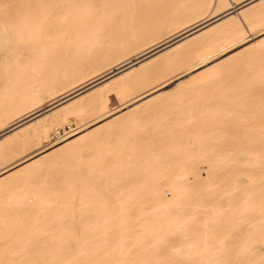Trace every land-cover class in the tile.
I'll return each mask as SVG.
<instances>
[{
	"label": "rangeland",
	"instance_id": "rangeland-1",
	"mask_svg": "<svg viewBox=\"0 0 264 264\" xmlns=\"http://www.w3.org/2000/svg\"><path fill=\"white\" fill-rule=\"evenodd\" d=\"M246 1L0 0V264H264Z\"/></svg>",
	"mask_w": 264,
	"mask_h": 264
},
{
	"label": "water",
	"instance_id": "water-1",
	"mask_svg": "<svg viewBox=\"0 0 264 264\" xmlns=\"http://www.w3.org/2000/svg\"><path fill=\"white\" fill-rule=\"evenodd\" d=\"M254 1H256V0H248V1H246V2H244V3H242V4H240V5H237L234 9L228 11L227 13H225V14H223V15H221V16H219V17H217V18H215V19H213V20H211V21H209V22H207V23H204V24L200 25L199 27L193 29L192 31L188 32L187 34L182 35V36L179 37L178 39H175V40H173L172 42H170V43H168V44H166V45H164V46H162V47H160V48H158V49H156V50H154V51L148 53L147 55H145V56L139 58L138 60H136L135 62H133V63L130 64V65L137 64L138 62H141L142 60H144V59H146V58H149L150 56H152V55H154V54H156V53H158V52H160V51L166 49L168 46L172 45V44L175 43L176 41H179L180 39H183V38L187 37L188 35H191V34L197 32V31H199V30L205 28L206 26H208L209 24L215 22L216 20H218V19H220V18H222V17H224V16H226V15H228V14L234 12L235 10H239V9L243 8L244 6H246V5H248L249 3H252V2H254ZM130 65H129V66H130ZM129 66H126V67H123V68L120 69V70H117L116 72H114V73H112L111 75L105 77L104 79H107L108 77H111L112 75H115V74H117V73L123 71L124 69H126V68L129 67ZM104 79H103V80H104ZM88 88H89V87H88ZM86 89H87V88H86ZM84 90H85V89H84ZM82 91H83V90H82ZM43 112H44V111H43ZM43 112H41V113H43ZM33 117H35V116H32L31 118H33ZM31 118H29V119H27V120H25V121H28V120H30ZM25 121H22L21 123L17 124L16 126L10 128L9 130H6V131L0 133V137H1L2 135H4L5 133H7L8 131H10L11 129L16 128V127L22 125Z\"/></svg>",
	"mask_w": 264,
	"mask_h": 264
},
{
	"label": "built area",
	"instance_id": "built-area-1",
	"mask_svg": "<svg viewBox=\"0 0 264 264\" xmlns=\"http://www.w3.org/2000/svg\"><path fill=\"white\" fill-rule=\"evenodd\" d=\"M75 132V129L71 128L70 126H67L62 131H58L52 136V140H62L70 135H72Z\"/></svg>",
	"mask_w": 264,
	"mask_h": 264
},
{
	"label": "bare ground",
	"instance_id": "bare-ground-1",
	"mask_svg": "<svg viewBox=\"0 0 264 264\" xmlns=\"http://www.w3.org/2000/svg\"><path fill=\"white\" fill-rule=\"evenodd\" d=\"M209 58H210V57H209ZM209 58H207V59L205 58L202 62L205 63V61L209 60ZM202 65H203V64H202ZM150 97H151V96H150ZM76 137H77V136H76ZM78 138H79V135H78ZM71 139H76V138H71ZM70 141H72V140L69 139V140H67L66 142L68 143V142H70ZM66 142H65V143H66ZM63 144H64V143H63ZM64 145H65V144H64ZM0 175H1V174H0Z\"/></svg>",
	"mask_w": 264,
	"mask_h": 264
}]
</instances>
